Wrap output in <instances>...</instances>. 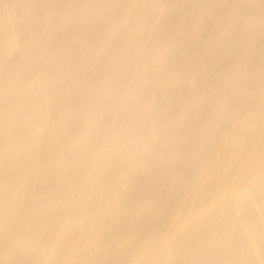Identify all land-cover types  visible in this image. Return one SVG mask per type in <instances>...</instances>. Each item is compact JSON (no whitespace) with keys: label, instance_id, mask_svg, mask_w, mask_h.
<instances>
[{"label":"bare ground","instance_id":"6f19581e","mask_svg":"<svg viewBox=\"0 0 264 264\" xmlns=\"http://www.w3.org/2000/svg\"><path fill=\"white\" fill-rule=\"evenodd\" d=\"M0 264H264V0H0Z\"/></svg>","mask_w":264,"mask_h":264}]
</instances>
